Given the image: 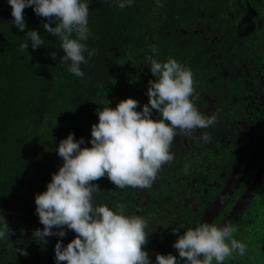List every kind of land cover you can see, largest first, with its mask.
I'll use <instances>...</instances> for the list:
<instances>
[{
  "label": "trees",
  "instance_id": "16d2710c",
  "mask_svg": "<svg viewBox=\"0 0 264 264\" xmlns=\"http://www.w3.org/2000/svg\"><path fill=\"white\" fill-rule=\"evenodd\" d=\"M160 2L157 7L156 0H134L120 9L115 0H89L91 34L85 43L95 55L85 53L80 78L67 71L68 62H60V41L42 27L46 18L27 7L26 28L19 31L11 6L0 0V214L12 230L0 241V264H55L57 240L66 245L75 237L68 229L63 238L47 237L46 243L32 237L43 227L34 195L46 190L63 163L56 153L61 139L73 133L84 138L81 147H90L96 109L128 97L139 102L137 110L148 102V81L155 79L149 45L158 49L155 59L172 57L192 70L191 99L202 114H216V123L177 129L170 147L174 160L162 166L150 188L118 192L105 176L94 181L101 189L93 193L95 202L112 209L123 204L125 214L147 221L143 248L152 261L206 218L218 226L232 220L238 229L234 238L247 245L243 256L234 253L223 264H264V216H256L251 199L264 175V146L238 183L233 176L241 160L246 163L242 152L249 135L264 120V0ZM30 29L38 30L45 44L21 50ZM152 116L160 118L156 110ZM232 176L236 181L228 182ZM129 199L136 205L129 206Z\"/></svg>",
  "mask_w": 264,
  "mask_h": 264
},
{
  "label": "clouds",
  "instance_id": "9594fccd",
  "mask_svg": "<svg viewBox=\"0 0 264 264\" xmlns=\"http://www.w3.org/2000/svg\"><path fill=\"white\" fill-rule=\"evenodd\" d=\"M11 6L12 25L19 31L26 28L23 10L32 7L34 13L46 18L43 29L60 41L63 55L60 62H68L67 71L84 77L81 68L95 50H89V0H6ZM120 9L130 7L134 0H115ZM157 7L162 6L156 0ZM55 26H52V25ZM36 29L25 33L21 50H33L44 45ZM147 57L155 79L148 81V102L140 106L131 97L120 100L115 107L96 109L98 122L91 126L89 146L83 137L75 139L69 133L56 146L63 163L51 174L46 190L34 195L35 214L42 228L32 231L36 241L46 243L47 237L63 238L65 229L76 235L66 245L60 239L54 245L55 264H223L234 253L243 256L247 245L234 238L237 226L227 222L223 226L202 221L186 228L172 244V253L155 254V261L143 248L150 233L147 221L139 215L125 214L124 205L117 209L95 202L93 193L101 189L94 183L102 177L116 186L150 188L162 166L174 160L170 151L177 129L189 132L208 128L217 116L202 114L192 101L194 79L192 70L176 59L158 60V49L148 46ZM54 58L55 53H51ZM153 110L159 119L152 116ZM208 141L207 134H202ZM176 234L178 229H172ZM12 230L0 214V241L9 239ZM27 255L24 249H18Z\"/></svg>",
  "mask_w": 264,
  "mask_h": 264
},
{
  "label": "rangeland",
  "instance_id": "374dc122",
  "mask_svg": "<svg viewBox=\"0 0 264 264\" xmlns=\"http://www.w3.org/2000/svg\"><path fill=\"white\" fill-rule=\"evenodd\" d=\"M254 129L255 130H253L252 134L249 136L248 147H247L248 153L246 154L247 156H245V158H247V160L245 161L247 164L252 163V160L256 157L257 153L264 146V120H262ZM247 164H244V161L241 160V165H245V166L240 170V174L239 173L237 174V182L240 181L246 169L248 168ZM260 183L261 184L259 188L256 190L257 192L255 191L253 197L251 198L252 201H254V204L256 205L257 208L256 211L257 217L264 216V212L262 211L264 209V175ZM261 199L263 202H261ZM202 221L203 220H199V222L198 221L197 222L200 223ZM230 222H232V220ZM248 236L251 238V240L254 239V236L252 234L249 233ZM177 252L178 251L175 248H173L172 251H170L169 253L175 255V253ZM257 256L261 258L262 255L260 252H257Z\"/></svg>",
  "mask_w": 264,
  "mask_h": 264
},
{
  "label": "flooded vegetation",
  "instance_id": "af4514ba",
  "mask_svg": "<svg viewBox=\"0 0 264 264\" xmlns=\"http://www.w3.org/2000/svg\"><path fill=\"white\" fill-rule=\"evenodd\" d=\"M252 134V133H251ZM250 134V135H251ZM249 135V136H250ZM247 147H248V142L246 143V146H245V148H244V150H243V152L242 153H245V152H247L248 151V149H247ZM248 153V152H247ZM244 164H247V163H244ZM250 164L251 163H249V164H247L248 165V168L246 169V171L250 168ZM245 165H241V164H239L237 167H235L234 169H235V171H236V173L233 175V176H235V175H237L238 173L240 174V170L244 167ZM262 168H264V165L262 166ZM246 171H245V173H246ZM233 173V172H232ZM245 173L243 174V176L245 175ZM231 177V179L228 181V182H232L233 181V179L236 181V179L234 178V177ZM242 176V177H243ZM242 179V178H241ZM240 179V180H241ZM253 182H254V177H253ZM238 183V182H237ZM253 184V183H252ZM121 189H119V190H117L118 192L120 191ZM144 194V193H143ZM137 197L139 198V199H141V196L138 194L137 195ZM94 198H95V200H96V196H94ZM129 198V197H128ZM122 201H124V200H122ZM129 201V206H134V205H136V203H134V201H133V199H129L128 200ZM118 203L120 202V200H118L117 201ZM126 205H127V203H126ZM203 221H205L206 220V218H203L202 219ZM172 249H173V247H172V245H169V248H167V251L165 252V254H168L170 251H172ZM175 255L176 256H178V252L177 253H175ZM154 262V261H153Z\"/></svg>",
  "mask_w": 264,
  "mask_h": 264
}]
</instances>
